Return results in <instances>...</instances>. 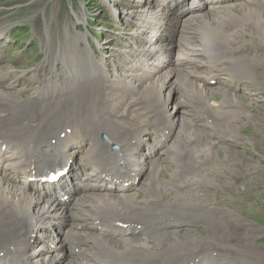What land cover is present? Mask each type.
Instances as JSON below:
<instances>
[{
	"label": "bare ground",
	"instance_id": "bare-ground-1",
	"mask_svg": "<svg viewBox=\"0 0 264 264\" xmlns=\"http://www.w3.org/2000/svg\"><path fill=\"white\" fill-rule=\"evenodd\" d=\"M189 1L192 0H167L164 3L153 0L151 5L145 2V10L155 3L157 9L150 23L147 18L141 23L142 35L145 30L148 35L140 49L129 48L124 52V68L130 70H119L109 76L95 55L89 51H75L74 60L67 59L65 71L57 70L59 79L46 82L25 102L0 87V170L25 179L21 184L14 176L1 175L0 171V264H223L226 262L220 261L221 253L229 251L219 246L250 261L245 249L231 245L233 236L227 235L225 229L222 231V226L213 224L215 219L208 215L207 206L170 196L166 200L165 197L177 186L178 180L181 181L179 170L183 171V176L187 175L185 169L190 165L189 157L195 152L194 147H203L212 156L218 153L217 146L216 149L213 147V139L211 143L200 138L204 135L199 133L200 127L196 130L198 136L193 133L189 139L186 137V130L194 124L189 113L188 119L176 128V118L184 104L188 105V101L202 103L208 112H217L218 116L221 106L242 108L236 117H230L228 124L243 116L248 108V101L227 94L225 90L219 91V97L209 96L210 90L195 74L198 72V66L194 64L196 59L206 61L205 66L231 80L248 79L247 71L254 69L248 63V56L244 55L249 44L247 49L239 45L246 36L264 38V10L259 8L264 5V0H207L216 6L218 16L204 12L194 0L191 9L185 10L184 4ZM138 11H133L136 13L133 17H144ZM186 15L191 16L185 18L180 35L190 37V40L181 39L183 44L177 46L182 48L179 61L186 65L182 69L177 68L179 61L172 63L168 58L175 51L171 40H174L181 16ZM197 22V27L191 29L190 26ZM244 24L250 25L248 29ZM237 29H240L239 34L234 32ZM6 30L0 28V36ZM158 33L167 39L165 48L155 45ZM229 49L234 50L233 59L226 57ZM158 51H168V56ZM158 54L161 58L164 56L163 62L153 67V59L159 57L151 56ZM192 66L194 68L189 69ZM133 67L135 69L131 70ZM72 76L76 78L68 80ZM211 76L205 80H213ZM6 78H9V71L0 74V80ZM201 113L204 117L207 111ZM233 129L235 127L227 128V131ZM62 133L65 138L51 145V140ZM102 136L106 137V142L101 141ZM234 137L233 134L229 136ZM169 143L172 147L166 146ZM3 144L7 145L4 153L1 151ZM182 144L184 148L179 149ZM188 146L192 149L186 150ZM144 147L149 149L148 157L143 152ZM164 147L168 148L166 152L173 153L176 170L173 174L168 173L166 180L161 173L163 170L168 172L163 164L168 161L157 152ZM69 161H72L69 172L58 185L37 187L29 183L36 177L33 173L63 168ZM145 170L151 173L146 189H137V184L124 187L126 178L140 180ZM25 184L27 186H23ZM65 196L67 202L63 201ZM142 196L140 203L138 200ZM117 221L130 228L112 226ZM183 223L207 224L199 235L206 233L211 238H201L193 232L175 235L170 231L182 227ZM139 236L143 238L133 239ZM160 238L165 239L164 242L157 241ZM214 253H217L216 257Z\"/></svg>",
	"mask_w": 264,
	"mask_h": 264
},
{
	"label": "rangeland",
	"instance_id": "rangeland-1",
	"mask_svg": "<svg viewBox=\"0 0 264 264\" xmlns=\"http://www.w3.org/2000/svg\"><path fill=\"white\" fill-rule=\"evenodd\" d=\"M146 1L149 2L148 5H151L153 0H0V28L4 27L7 29L0 38L4 37L3 42H6L9 47V50L3 53V51L8 48L5 47L4 44H0L2 54V58H0V74L4 71H9V74L12 73L9 75V78L5 79L6 86L0 84V87H4L5 90L3 91L17 95V97L22 98L23 102H25L33 98L37 92L33 93L32 88H25L24 92H22L23 95H20L19 93H21V91H19L17 87L9 86L18 85L19 83L29 84L31 80H34V82L36 81L35 85L38 84L37 80H39L40 85L44 86L45 81L48 82L50 80L59 79L57 70L62 69L65 71L64 65L68 60H74L73 53H75V51L77 53H82L84 50L95 55L97 59L102 62L101 68L104 72L108 73L109 76L123 70L125 72L126 69L130 70V68H124L126 65L124 64V52L129 48L140 49L141 44L143 45L144 37L148 35L147 30H145L146 32L142 35L141 23L146 18L148 20L147 22L150 23L155 16L154 11L157 9L155 3L154 6L148 7V9L145 10L143 7L147 6V3H145ZM163 1L164 0H159V2ZM192 1L184 4L185 10L187 8L191 9L193 6ZM239 1L244 2V0ZM197 3H199V7L204 8V12H210L218 16L217 14H219V11L214 9L216 6H212L207 0H199ZM263 7L264 5H260V10L263 11ZM135 10H144L145 12H137L143 13L144 17H133V15L136 14L133 12ZM187 16L189 17L191 15L181 16L179 26L174 34V40H171L173 45L172 49H175V51L173 52V56L171 54V57L168 58L169 62L175 63L180 60L179 53L182 51V48H177V46L181 43V39L190 40V37L180 35V29L184 25ZM203 17L204 16H202V18ZM226 19H228V17H226ZM214 20L216 19L214 18ZM215 22L216 21H214L213 25H215ZM197 24L198 22L190 26V28L197 27ZM244 26L248 29L250 25L246 26L244 24ZM227 28H229V26ZM222 30L229 31L228 29L225 30V28ZM234 32L239 34L240 29ZM9 37H11L10 42H8ZM164 37L165 35L163 34L162 36V33L157 34V40L155 41L157 47L165 48L164 46L167 44V39H164ZM241 41H243V44L239 45L241 48L247 49L248 47L246 45L249 44V50L247 49L248 52L246 51L247 53L245 52L244 55L248 56V63L254 66L252 71H247L248 79L233 80L235 83L233 82L231 86V82H229V77L227 75L205 66L206 61L200 58H197V62L194 63L198 66V72H195V74L201 78V83L204 86L206 85L205 87L210 90L209 96L219 97V91L225 90L227 94L235 95L248 101L246 102L248 108L245 110L246 112L242 114L243 116H239V119L230 121L228 124L227 122L231 118L236 117L239 112H242V108L220 105L222 108L218 116V114H216L217 112L215 114H212L214 111L208 112L202 103L188 101V105L185 106L184 104L180 109L179 117L176 118L178 120L176 128L181 127L180 123L183 122L184 119H188L187 114L189 113V115H192L190 117L193 119L194 124L190 129L188 128L186 130V137L189 139L193 133H197L196 130L200 127L199 133L204 134L200 136V138L211 143L215 141L213 147L215 148V146H217L218 153L212 156L205 148L194 147L196 150L193 152L192 157H189V155L187 156V159L189 157L190 165L185 169V174L190 177L188 178L187 175L183 176V171L180 169L178 177L182 178L181 181L178 180V177L175 178L178 180L177 186L173 190L171 189L165 198L167 200L169 196L175 197L190 204L203 203L209 210H207V212L210 218L213 220L215 219L213 224L220 225V227L222 226V231L225 229L227 235L233 236L231 245L237 247L240 245V247L245 249L249 254L248 258L250 261L247 262L241 254L232 252L229 248L227 249L223 246H219L218 248L229 251L227 254L221 253L223 257L220 258V261L226 262L223 264H264V244H262V240L264 239V227L258 226V220L264 221V161L262 160L264 159V155H262V152H264V38L255 36L251 39V37L249 38V36H246L244 39H241ZM182 44L183 43L180 45ZM251 44L254 45L252 46ZM231 51V49L227 50L226 57L233 59L234 50ZM160 52L161 55L168 56V51L165 53L164 51H158V53ZM156 56L159 58H157V60L153 59L154 65L151 63L153 67L158 66L159 62H163L162 58L164 56L161 58L160 54L153 55L151 58H155ZM180 63L183 64V62L179 61L177 68H185L186 65L183 64V66ZM248 63L247 67L250 68L251 66H249ZM193 68L192 66L189 69L192 70ZM132 69H135V67L131 68V70ZM140 71L141 70H138L137 72ZM33 73L37 75L36 78L30 77ZM210 74L213 75L216 80L214 86H209L207 84V79L205 80V77L208 78ZM74 78L76 77L72 76L69 77L68 80ZM234 86L236 88L238 87V89L236 90ZM95 88L96 93L99 94L100 91L97 86H95ZM20 89L22 88L20 87ZM107 92L106 90V93ZM202 106L204 108H202ZM201 111H207V114L205 113L203 117ZM221 115L222 117H220ZM206 117L209 121H207ZM231 127H235V129L232 130L233 133L227 131V128ZM231 134L235 135L236 138H229ZM196 135L198 136L199 134L197 133ZM169 139L170 138L167 139V142ZM212 139L213 141H210ZM169 144L166 146L172 147L173 144ZM167 147L157 151L164 161L165 159L168 161L163 163L166 165L165 167L168 171H162L161 177H163V180L168 178V173L173 174L176 172L172 157L173 153L166 152L168 149ZM183 148L184 144L179 147V149ZM190 149H192L190 146L186 148V150ZM200 149L201 151H199ZM143 152H145L146 157H148L149 149L144 147ZM234 152H236V155ZM199 162L201 164H199ZM80 163L82 164V160H80ZM196 164L197 166H195ZM213 164L215 165L213 166ZM210 166L213 168H210ZM193 168H195V170ZM0 171L1 175L14 176L17 181L23 184L24 181L22 179H24V177L21 175H14L13 173L6 174V170L2 169ZM82 171L85 170L82 169ZM83 174L86 175L87 173ZM202 175L203 177H201ZM1 177L3 178V176ZM150 178L151 173H147L145 170L140 180L137 181L136 184L138 187L136 188L144 187V189H146V185ZM23 186H27V184ZM137 194L139 195V193ZM142 198H144V196L140 197V200H138L140 203ZM253 208L257 209L261 214L257 211H253ZM256 218H258V220H256ZM205 225L207 224L199 223L194 225L192 223H187V225L183 224L182 227L171 228L170 231H174L173 234L181 236L186 232H193L201 236L199 234L207 228ZM140 237L141 236L134 237L133 239L138 240ZM244 237L247 239L244 240ZM201 238L210 239L211 236L205 233ZM164 240L165 239L160 238L157 241L164 242ZM51 241H53V238L50 235L49 242Z\"/></svg>",
	"mask_w": 264,
	"mask_h": 264
}]
</instances>
